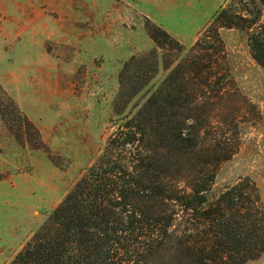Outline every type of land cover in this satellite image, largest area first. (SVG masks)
Returning <instances> with one entry per match:
<instances>
[{
	"label": "rangeland",
	"instance_id": "rangeland-1",
	"mask_svg": "<svg viewBox=\"0 0 264 264\" xmlns=\"http://www.w3.org/2000/svg\"><path fill=\"white\" fill-rule=\"evenodd\" d=\"M231 1L0 0L1 98L11 97L39 132L22 125V137H15L0 118V264L13 259L95 161L119 117L135 109ZM149 25L165 30L181 52L156 47ZM218 32L222 48L212 41L211 49L195 50L197 57L212 54L198 66L210 65L206 73L214 75L208 99L201 78H188L184 87L188 98L193 87L200 93L194 116L210 122L204 139L229 153L215 167L211 194L249 178L264 203V68L245 31ZM143 55L156 62L143 71L151 80L119 116L121 70ZM192 66L183 62L180 70L191 75ZM245 264H264V251Z\"/></svg>",
	"mask_w": 264,
	"mask_h": 264
},
{
	"label": "trees",
	"instance_id": "trees-1",
	"mask_svg": "<svg viewBox=\"0 0 264 264\" xmlns=\"http://www.w3.org/2000/svg\"><path fill=\"white\" fill-rule=\"evenodd\" d=\"M241 7H236V5ZM264 0H232L132 112L119 117L95 161L8 264H245L264 251V203L257 186L243 178L211 194L215 167L229 153L204 139L206 124L194 112L200 93L187 79H202L206 95L214 75L198 67L222 48L218 29L246 32L253 59L264 68ZM156 47L180 45L149 25ZM173 48V47H172ZM195 51V52H194ZM208 57V58H207ZM193 62V74L180 70ZM156 67L148 55L123 66L114 111L117 115L149 84L143 73ZM189 90V89H188ZM0 85V118L15 137L22 125L39 136ZM208 101L204 102L207 103ZM122 105L118 109V105Z\"/></svg>",
	"mask_w": 264,
	"mask_h": 264
}]
</instances>
